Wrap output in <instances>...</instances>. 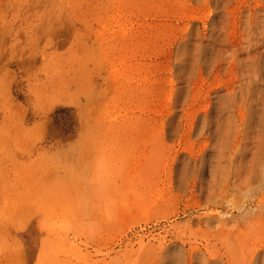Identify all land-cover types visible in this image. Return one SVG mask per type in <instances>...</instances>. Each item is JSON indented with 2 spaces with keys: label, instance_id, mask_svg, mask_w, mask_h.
<instances>
[{
  "label": "rangeland",
  "instance_id": "1",
  "mask_svg": "<svg viewBox=\"0 0 264 264\" xmlns=\"http://www.w3.org/2000/svg\"><path fill=\"white\" fill-rule=\"evenodd\" d=\"M195 8L0 0V264H82L81 213L85 202L97 224L98 197L101 260L143 243L158 257L180 229L207 243L188 222L202 211L177 182L167 124L176 45Z\"/></svg>",
  "mask_w": 264,
  "mask_h": 264
},
{
  "label": "bare ground",
  "instance_id": "2",
  "mask_svg": "<svg viewBox=\"0 0 264 264\" xmlns=\"http://www.w3.org/2000/svg\"><path fill=\"white\" fill-rule=\"evenodd\" d=\"M242 1L194 0L174 57L169 139L180 144L177 182H187L188 206L202 211L188 222L207 243L180 229V242L164 244L158 257L160 246L143 243L101 260L98 247L108 240L96 215L101 197L92 198L99 222L84 218V202L81 229L89 239L75 247L82 264H264V0Z\"/></svg>",
  "mask_w": 264,
  "mask_h": 264
}]
</instances>
